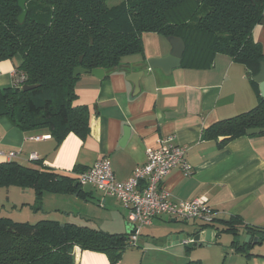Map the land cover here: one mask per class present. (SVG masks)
Returning <instances> with one entry per match:
<instances>
[{
    "label": "crops",
    "instance_id": "0c3cea01",
    "mask_svg": "<svg viewBox=\"0 0 264 264\" xmlns=\"http://www.w3.org/2000/svg\"><path fill=\"white\" fill-rule=\"evenodd\" d=\"M253 36L264 51V24L259 23L254 28ZM143 45V54L127 56L119 68L103 78L89 73L80 75L75 104L86 105L89 109V132L85 138L70 133L59 142L48 129L24 131L9 117L2 116L0 149L19 151L14 161L21 164L35 165L37 160H41L43 170L72 178H76L79 169H86L98 159L109 157L116 178L126 181L138 166L147 162L149 149L158 147L161 139L172 136L176 144L187 147L186 158L194 171L186 175L181 168H175L164 179L171 199H206L216 212L214 227L208 228L221 230L233 220L239 228L238 235L231 238L232 243L236 240L244 244V238L251 232L255 236L263 235L264 135L240 136L225 144L222 143L223 137L207 138L204 135L217 122L249 111L259 104L253 79L250 78L253 75L243 63L226 53H217L208 67L181 65L171 74H165L160 68H151L148 59L170 53L172 46L168 38L148 32L143 35ZM21 62L20 55L0 61V89L15 85L17 67ZM138 72H141L138 79L140 91L134 93V84L128 76ZM126 129L129 134L124 140ZM33 153L38 159L30 158ZM2 187L0 214L13 215L20 203L24 210L25 206L31 208L38 202L32 189H29V198L19 193L12 201L11 188L5 191ZM80 191L81 194L59 192L51 193L54 194L51 196L62 194L82 198L84 202L96 205L107 216L103 222H96L93 226L111 233L128 231L127 209L116 196L92 185L89 188L83 185ZM9 203L14 204L11 211H8ZM29 215L32 217L31 213ZM78 216L87 222L97 218L90 215L82 217L81 212ZM72 221L83 224L78 218ZM174 222L179 221L162 215L142 229L139 250H135L141 253L140 264H180V248L189 245L184 240L193 237L192 232L203 222ZM222 239V236L218 237L212 246L220 244ZM252 245L251 256L235 252L231 246L228 252L226 250L223 264H264V244L259 248L255 242ZM74 254L79 264H112L103 252L82 250L76 246ZM191 254L189 259H201L206 264V258H196ZM129 259L131 255L127 251L120 264H137Z\"/></svg>",
    "mask_w": 264,
    "mask_h": 264
},
{
    "label": "trees",
    "instance_id": "16d2710c",
    "mask_svg": "<svg viewBox=\"0 0 264 264\" xmlns=\"http://www.w3.org/2000/svg\"><path fill=\"white\" fill-rule=\"evenodd\" d=\"M108 1L27 0V14L20 22L18 0H0V61L20 55L17 71L25 75L21 86L0 89V117H9L24 131L48 129L59 142L70 133L85 138L90 114L86 105L75 104L80 77L74 76L75 68H119L127 56L144 53L143 35L148 32L183 38L184 67H208L217 53H226L253 76L261 69L264 51L253 31L264 18V0H120L114 5ZM25 84L39 86L25 91ZM253 84L259 104L212 125L205 137H223L225 144L248 135L249 128H264V98L259 84L254 80ZM42 168L41 160L35 165L0 162V186L33 188L38 206L45 192L81 194L76 178ZM238 230L233 220L221 232L237 236ZM250 234L252 242L233 241L235 252L251 256L253 240L263 242L264 234ZM129 239L128 231L111 233L89 224L49 219L32 224L0 216V264H79L76 246L106 253L112 264H119ZM195 245L189 244L187 250ZM185 264L204 263L190 259Z\"/></svg>",
    "mask_w": 264,
    "mask_h": 264
},
{
    "label": "built area",
    "instance_id": "2783aa9c",
    "mask_svg": "<svg viewBox=\"0 0 264 264\" xmlns=\"http://www.w3.org/2000/svg\"><path fill=\"white\" fill-rule=\"evenodd\" d=\"M0 68V74H1ZM15 85H22L25 75L16 71ZM187 147L174 142V137L160 140L158 147L147 151V162L138 166L126 181H119L109 157L98 159L92 166L78 172L79 184H90L106 194L116 196L127 209L130 246H137L141 231L151 225L156 217L167 215L172 220L213 223L216 212L212 205L203 198L174 201L164 186V179L175 168H181L186 175L194 171L193 165L186 158ZM19 151L0 149V162H11ZM31 159H38L33 153ZM184 243H194L187 238Z\"/></svg>",
    "mask_w": 264,
    "mask_h": 264
},
{
    "label": "rangeland",
    "instance_id": "374dc122",
    "mask_svg": "<svg viewBox=\"0 0 264 264\" xmlns=\"http://www.w3.org/2000/svg\"><path fill=\"white\" fill-rule=\"evenodd\" d=\"M118 2H120V0H109L108 4L114 5V4H117ZM81 186H83V185L81 184ZM90 186H91L90 184H87V185H85V188H89ZM9 187L11 188L10 195H12V201H14L15 198L17 199V195H19V193L22 197H28L29 198V195H31V194H29L30 193L29 189L34 190L33 188L27 187V188H25L27 191H25V190H23L24 189L23 187H21L20 185H17V184H13L10 186H4L2 188L5 189V191H7V189ZM24 192H26V194ZM64 194H69V193H64ZM51 195H54V194H51L50 192H45V198L44 197L42 198L43 202H41V204L39 206H38L39 202H37L31 208H30V206H25V209L23 210L22 203H20L19 208H17L15 210V213L13 215H10L9 213L6 215L1 213L0 216L10 217L13 220L19 221V222H26L27 221V222H30L32 224H36L37 222H39L40 220H43V219L57 220V221H60L61 224H64V222H70L71 223V222H73L72 220H77V218H78L79 220H81L79 222H83V224H89L92 226L96 222H97V224H100V222H103V220L107 218V216L104 215V213L101 212V210H99L96 205L86 203L83 200H81L82 198L77 199L75 196H71V195L67 196V195H62V194L58 195V196H51ZM75 195H77V194H75ZM33 196H34L35 201H36L37 195H36L35 190H34ZM7 204H8V202H7ZM121 204H122V202H121ZM13 205H14L13 203H9L8 211H11V206L13 207ZM37 206L38 207L41 206V207L38 208ZM122 206L124 207V209H126L123 204H122ZM79 212H81L82 217H84V216L88 217L90 215V216H95L97 218L93 217V218H95V221H93V222L88 221L89 222L88 223L86 219H84V218L80 219V217L78 216ZM29 213L32 214V217H29L30 216ZM182 222H184V221L180 220L179 222H174V223L183 224ZM126 231L127 230L121 231V232H126ZM220 236H222L223 239L220 240V242H219L220 244H218L217 246H212L213 243L207 247L196 245L197 248L194 247V249H191L189 251V249L187 250L185 245H182L180 248L181 252H182V258L179 261L180 264H185L186 261L190 260L188 258V256L191 253H192L191 256H193V257L199 258V256H200V257L206 258L205 259L206 264H223V262H224L223 259L227 255L226 250L228 252L231 249L232 240H233L231 238L233 237V235L230 234L229 232H222ZM245 239H246V237L244 238V241H245ZM225 242H227V243H225ZM263 244H264V240H263L262 244L256 243V246H257V248H259ZM190 247H193V245H191ZM135 250H139V247L138 246H129L124 251V253L128 251L129 255H131V259H129V260L130 261H136L137 264H140L141 253L140 252L136 253ZM176 261H177V259H176Z\"/></svg>",
    "mask_w": 264,
    "mask_h": 264
},
{
    "label": "water",
    "instance_id": "95a60500",
    "mask_svg": "<svg viewBox=\"0 0 264 264\" xmlns=\"http://www.w3.org/2000/svg\"><path fill=\"white\" fill-rule=\"evenodd\" d=\"M19 6L22 9V13L19 15L18 19L20 22H22L27 14V8L26 3L27 0H18ZM261 24H264V18L260 22ZM168 41L170 42L172 49L170 50V53L164 57L159 58H149L148 64L151 68H160L163 70L165 74H171L173 69L180 67L182 65V59L184 52L186 50V44L183 38L179 36H169L167 37ZM115 68L111 69H104V68H94V69H88L84 68L83 66H77L74 70V76L77 77L79 75L89 73L93 74L96 77L103 78L104 76L110 74L113 72ZM141 75V72L138 73H132L128 76V79L131 80L134 84V93H138L140 91V84H139V77ZM254 81H256L259 84L260 94L264 98V61L261 63V69L258 74L251 76ZM38 84H25L23 85V90L28 91L32 90L36 87H38ZM262 131H264V128L262 127H252L247 129V134L249 136L260 134ZM128 130L126 129L125 132V138L128 136ZM78 185V182L75 183V186ZM128 227V233L131 231ZM221 230L219 228L212 229V228H206L204 226H200L199 228L195 229L192 232L193 237H190L193 239V242L198 246H210L212 243H214L217 238L221 235ZM176 237V235H174ZM173 237V238H174ZM252 235L248 234L245 239V243H249L251 241ZM252 242V241H251ZM253 242L257 243L258 238H255Z\"/></svg>",
    "mask_w": 264,
    "mask_h": 264
}]
</instances>
